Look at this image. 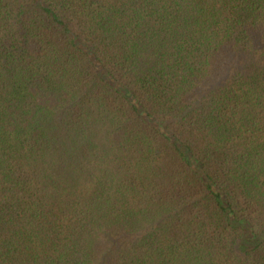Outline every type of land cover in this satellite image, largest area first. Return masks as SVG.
<instances>
[{
  "label": "trees",
  "instance_id": "1",
  "mask_svg": "<svg viewBox=\"0 0 264 264\" xmlns=\"http://www.w3.org/2000/svg\"><path fill=\"white\" fill-rule=\"evenodd\" d=\"M0 264H264V0H0Z\"/></svg>",
  "mask_w": 264,
  "mask_h": 264
}]
</instances>
